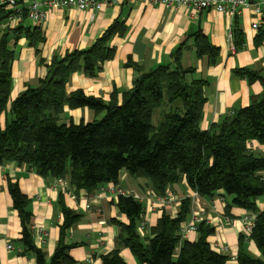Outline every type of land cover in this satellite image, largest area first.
<instances>
[{
	"label": "trees",
	"instance_id": "obj_1",
	"mask_svg": "<svg viewBox=\"0 0 264 264\" xmlns=\"http://www.w3.org/2000/svg\"><path fill=\"white\" fill-rule=\"evenodd\" d=\"M6 15L0 12V21ZM25 22L26 17L14 29L0 34V113L7 110L10 99L15 45L23 38L33 48L46 41L41 25L27 26ZM126 32L125 21L117 19L89 49L54 57L47 64L46 77L12 102L10 118L4 128L0 126V166L10 162L26 165L44 178L67 179L72 188L89 194L105 184H117L122 171L149 179L158 196H164L169 186L185 178L200 197L222 192L231 198L229 206L256 215L251 239L261 257H252L241 248L237 263L264 264V210L258 211L256 206L257 200L264 197V155L248 147L251 141L264 144V92L252 97L248 107L233 110L208 130H202L206 81L194 78L195 68L182 66L179 49L172 65H160L149 72H141L129 61L128 66L139 75L131 89L121 92L120 102L116 95L120 92L116 91L108 102L82 90L68 94L71 76L78 71L90 77L97 75L101 66L115 56L113 38ZM232 37L235 50H240L244 40L236 26H232ZM189 39L194 41L197 58L216 63L220 49L201 31ZM233 73L264 85V77L255 71L238 69ZM64 106L88 108L96 117L87 123H60ZM163 106L162 119L155 126L154 112ZM8 190L21 223L19 245L23 254H32L36 264L74 263L70 252L77 245L68 244L66 236L80 216L62 207L60 240L48 262L34 244L28 197L17 183L9 181ZM116 204L128 219L126 224L119 223L118 243L129 248L139 264H228L229 257L212 248L209 238L215 229L206 221L198 224L196 241L183 239L182 224L191 211L189 199L182 200L176 217L163 213L152 230L153 237L146 241L138 233L142 203L131 196H119ZM101 264L127 263L116 249L102 256Z\"/></svg>",
	"mask_w": 264,
	"mask_h": 264
},
{
	"label": "crops",
	"instance_id": "obj_2",
	"mask_svg": "<svg viewBox=\"0 0 264 264\" xmlns=\"http://www.w3.org/2000/svg\"><path fill=\"white\" fill-rule=\"evenodd\" d=\"M121 18L126 23L127 32L111 41L116 50L114 58L104 63L94 77L88 76L84 71L74 73L67 83L68 94L82 90L88 96L103 98L108 102L116 91L120 92L116 94L120 102L121 92L131 89L139 75L137 70L128 66L129 61L137 64L141 72H149L160 65H172L173 55L179 49L182 51V66L195 68L194 78L206 81V104L200 123L202 130H208L229 112L248 107L252 97L264 92V85L260 81L250 83L233 73L238 69H249L264 77V16L259 17L252 11H245L242 17L233 22L223 14L208 10L194 19L190 18L185 7L170 8L131 0H116L99 13L77 9L47 12L45 21L40 24L46 41L37 48L29 47L24 38L18 41L12 65L10 99L7 110L0 113V126H6L12 102L28 87H37L40 80L46 77L47 64L54 57L89 49L115 20ZM256 22H259L260 28L253 30L252 24ZM25 25L32 24L28 21ZM232 26H236L243 35L244 44L240 50L232 51L230 48L229 34ZM199 31L220 49L219 58L213 65L208 58H197L193 39L187 40ZM183 43L185 44L181 47ZM95 117V112L88 108L70 109L64 106L58 119L60 123L72 120L79 124L91 122ZM248 147L255 153L264 155V144L251 141ZM9 181L19 184L21 191L29 199L34 244L45 253L48 262L60 240L64 221L62 207L65 206L80 216L66 236L68 244L77 245L70 252L74 260L72 264H101L102 256L116 249H119L127 264H139L130 249L118 243L119 223H128L127 217L117 207L118 197L108 191L100 195L101 188L115 186L140 197L143 214L139 225L145 223L146 229L138 233L143 241L153 237L152 230L163 213L176 217L181 208V203L164 209L153 208L150 180L133 177L127 171L121 172L117 184H105L94 194H89L88 191L76 190L71 185L68 190L57 188L53 178H44L26 165L10 162L0 166V264H36L35 257L23 254L19 245L22 229L8 190ZM167 191L179 198L195 193L188 187L185 178L169 186ZM230 202L231 198L224 197L222 192L212 197L198 196L195 203L191 202L190 215L182 226L191 220L193 211L200 210L202 221L215 229V233L209 238L212 248L229 257L228 264H238L237 256L241 248L248 255L260 258L261 253L252 239L241 241L243 218L250 212L229 206ZM256 206L258 211L264 210V197L257 200ZM197 238V233H191L187 240L194 242ZM9 243L13 245V250L7 249ZM231 258H236V261Z\"/></svg>",
	"mask_w": 264,
	"mask_h": 264
},
{
	"label": "built area",
	"instance_id": "obj_3",
	"mask_svg": "<svg viewBox=\"0 0 264 264\" xmlns=\"http://www.w3.org/2000/svg\"><path fill=\"white\" fill-rule=\"evenodd\" d=\"M116 0H0V12L5 11L6 17L0 21V34L5 31L12 30L17 27L26 17L27 20L34 26L42 24L46 19L47 12L77 9L79 11H91L99 13L104 11L115 3ZM145 4L163 5L170 8L185 7L189 11L190 18L196 19L202 12L213 10L225 15L231 21L242 17L245 11H252L256 16H264V0H131ZM260 28L259 22L252 24L253 30ZM231 50H235L233 44L232 30L229 34ZM54 186L68 190L70 187L67 179H54ZM110 192L113 196H131L136 200L140 197L134 192H127L118 189L115 186H107L100 189V195L105 192ZM152 207L164 209L168 206L179 205L183 199H189L195 203V199L199 196L197 193L186 195L184 198H179L177 195L166 192L164 196H158L153 191L151 192ZM256 215L249 213L243 218V236L245 240H251L255 225ZM202 222L201 211H193L191 220L182 226L181 234L183 239H187L191 233H197L198 224ZM146 229V224L141 223L139 232L142 233ZM8 250H13L11 243L7 246ZM236 261V258H231Z\"/></svg>",
	"mask_w": 264,
	"mask_h": 264
},
{
	"label": "rangeland",
	"instance_id": "obj_4",
	"mask_svg": "<svg viewBox=\"0 0 264 264\" xmlns=\"http://www.w3.org/2000/svg\"><path fill=\"white\" fill-rule=\"evenodd\" d=\"M164 109V106L161 108V109H157L155 110L154 112V115H153V124L154 125H158L159 122L161 121L162 117L160 116V113H161V110ZM160 116V117H159ZM145 178V177H144ZM149 180V179H147Z\"/></svg>",
	"mask_w": 264,
	"mask_h": 264
}]
</instances>
